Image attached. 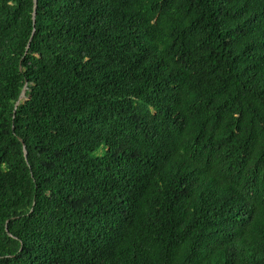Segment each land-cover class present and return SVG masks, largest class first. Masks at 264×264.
Returning <instances> with one entry per match:
<instances>
[{"label":"trees","instance_id":"16d2710c","mask_svg":"<svg viewBox=\"0 0 264 264\" xmlns=\"http://www.w3.org/2000/svg\"><path fill=\"white\" fill-rule=\"evenodd\" d=\"M37 1L27 49L0 0V264H264V0Z\"/></svg>","mask_w":264,"mask_h":264},{"label":"water","instance_id":"95a60500","mask_svg":"<svg viewBox=\"0 0 264 264\" xmlns=\"http://www.w3.org/2000/svg\"><path fill=\"white\" fill-rule=\"evenodd\" d=\"M33 2H34V5H33V14H32V19H33V30H32V34H31V36H30V39H29L28 45H27V49H28L29 46H30L31 39H32V37H33V35H34V32H35L36 12H37V4H38V1H37V0H33ZM20 70H22V66H21V65H20ZM27 85H28V83H27V81H26V82H25V85H24V87H23V89H22V91H21V94H20V96H19V99H18L17 102L15 103L14 117H15V113H16V107H17L18 104L20 103L22 97H24L25 94H26ZM20 140H21L22 143H23L24 155H25V157L27 158V149H26V146H25V144H24L22 138H20Z\"/></svg>","mask_w":264,"mask_h":264}]
</instances>
